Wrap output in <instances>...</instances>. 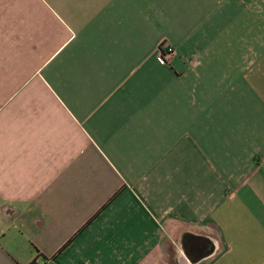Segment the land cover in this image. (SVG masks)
I'll use <instances>...</instances> for the list:
<instances>
[{"label":"crops","instance_id":"0c3cea01","mask_svg":"<svg viewBox=\"0 0 264 264\" xmlns=\"http://www.w3.org/2000/svg\"><path fill=\"white\" fill-rule=\"evenodd\" d=\"M33 263L264 264V0H0V264Z\"/></svg>","mask_w":264,"mask_h":264},{"label":"built area","instance_id":"2783aa9c","mask_svg":"<svg viewBox=\"0 0 264 264\" xmlns=\"http://www.w3.org/2000/svg\"><path fill=\"white\" fill-rule=\"evenodd\" d=\"M175 54V49L165 42L161 45V58L165 63H168L169 59Z\"/></svg>","mask_w":264,"mask_h":264},{"label":"trees","instance_id":"16d2710c","mask_svg":"<svg viewBox=\"0 0 264 264\" xmlns=\"http://www.w3.org/2000/svg\"><path fill=\"white\" fill-rule=\"evenodd\" d=\"M33 264H36V263H33Z\"/></svg>","mask_w":264,"mask_h":264}]
</instances>
